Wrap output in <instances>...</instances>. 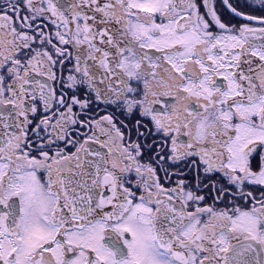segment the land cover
<instances>
[{"label": "snow or ice", "instance_id": "obj_1", "mask_svg": "<svg viewBox=\"0 0 264 264\" xmlns=\"http://www.w3.org/2000/svg\"><path fill=\"white\" fill-rule=\"evenodd\" d=\"M0 264H264V0H0Z\"/></svg>", "mask_w": 264, "mask_h": 264}]
</instances>
